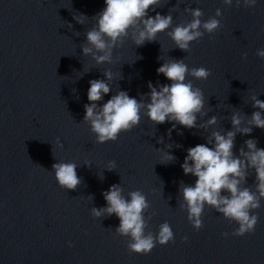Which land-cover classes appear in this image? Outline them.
I'll return each mask as SVG.
<instances>
[{
	"label": "clouds",
	"instance_id": "obj_1",
	"mask_svg": "<svg viewBox=\"0 0 264 264\" xmlns=\"http://www.w3.org/2000/svg\"><path fill=\"white\" fill-rule=\"evenodd\" d=\"M254 8L257 0H235L236 7ZM160 0H105L102 11L92 17L96 21L91 30L86 32V41L81 45L82 55L90 56L97 65L111 64L113 50L123 44L125 38L131 37L137 47L146 42H155L159 33L169 28L168 36L178 48L188 52L190 44L202 39L207 34L216 32L221 24L217 17L222 12L217 9L214 17L202 21L204 15L199 8L186 7L184 12L191 15L190 22L173 25V16L169 13L150 16L149 11H155ZM225 6H232L233 0H223ZM84 14L73 16V19L83 24L87 19ZM72 28V24H68ZM202 29V30H201ZM256 55L264 59V50H257ZM246 59V54L244 57ZM158 74H163L170 84L154 86L148 83L150 91L141 97H148L150 102L130 97L127 91L118 90L105 103L99 104L104 96L112 91L110 83L114 79L112 71L103 72L105 79L89 81L87 91L89 103L84 105L85 115L83 122L90 125V130L96 136L97 143L103 144L116 141L121 132H127L138 126L141 120V111L146 109V115L155 125L165 122H175L172 128L179 124L187 129L202 128L213 130L206 137V144H198L187 149V155L181 164L185 175L196 177L194 185L180 183L183 202L182 210L187 211V219L193 228L199 230L203 227L202 215L205 206L215 209L225 219L235 222L238 227L233 236H244L254 232L258 223V215L251 214L261 207L264 199V149L257 147L256 139H247L234 154L235 138L237 134L250 135L253 128L264 129V101L251 96L253 111L249 118L239 112L231 115V130H215L217 117L212 116L203 124H198V115L205 116L203 111L205 99L202 90L194 87L191 80H206L211 72L204 67L189 68L184 59H171L163 62L157 68ZM172 129L169 130V136ZM158 143H163L161 137ZM59 143V140H57ZM211 145V146H209ZM172 144L165 145L171 149ZM179 147V145H177ZM162 151L163 160L168 164L176 157L170 151ZM116 167L115 161H109L107 170ZM77 164L73 162H57L52 165L58 185L65 190H75L81 184L77 175ZM249 169L255 173V191L249 187H242L247 183ZM124 189L120 184H113L102 195L107 203L106 207L91 209L95 218L110 217L115 214L119 218V226L115 232L122 237L129 238L127 248L136 254H149L157 244L166 245L174 240L173 230L168 222L159 225V231L153 235L146 233L148 220L144 213L150 208L146 196L140 190L130 191L128 198L123 195ZM226 193V194H222ZM227 237L228 233H223ZM187 240V237L184 238ZM73 245L69 243V247Z\"/></svg>",
	"mask_w": 264,
	"mask_h": 264
}]
</instances>
